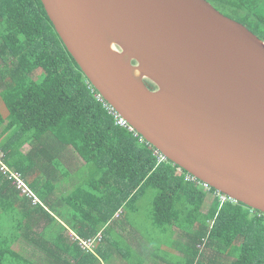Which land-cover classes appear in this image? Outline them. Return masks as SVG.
<instances>
[{"label": "trees", "instance_id": "obj_1", "mask_svg": "<svg viewBox=\"0 0 264 264\" xmlns=\"http://www.w3.org/2000/svg\"><path fill=\"white\" fill-rule=\"evenodd\" d=\"M208 1L264 41V0ZM0 61V264H120L114 254L125 247L116 230L128 223L150 244L127 248L130 264H264V213L222 202L217 190L160 163L152 145L118 126L41 0H0ZM69 145L87 154L75 177L54 165ZM149 193L151 208L141 216L138 202ZM93 239L92 252L81 240Z\"/></svg>", "mask_w": 264, "mask_h": 264}, {"label": "water", "instance_id": "obj_2", "mask_svg": "<svg viewBox=\"0 0 264 264\" xmlns=\"http://www.w3.org/2000/svg\"><path fill=\"white\" fill-rule=\"evenodd\" d=\"M41 1L86 78L145 141L264 213L262 39L208 0Z\"/></svg>", "mask_w": 264, "mask_h": 264}, {"label": "rangeland", "instance_id": "obj_3", "mask_svg": "<svg viewBox=\"0 0 264 264\" xmlns=\"http://www.w3.org/2000/svg\"><path fill=\"white\" fill-rule=\"evenodd\" d=\"M224 12L228 13L229 10H224ZM4 66H5V63L0 61V69H3ZM5 77H7V76H5ZM4 128H5V126L0 127V134L2 133V130ZM8 136H9V134L3 136V139L8 138ZM3 139H2V141H3ZM30 150H31V146L29 144L25 145L24 148L22 149V151L24 153H28ZM66 154H67V155H65L66 158L55 160L54 165L59 170V172L62 173L64 176L70 175V176L75 177V175H74L75 172L86 164L85 157L87 156V154H86V152H84L82 150V147L79 145H75V146L69 145L67 150H66ZM179 173H182V172L179 171ZM68 176H66V177H68ZM71 186H73L72 180H70L68 183H66V185L62 184V187H63L62 190L66 191V189L67 190L70 189ZM151 197H152V193H149L146 197L142 198V201H141V199L139 200L138 204L142 208L141 216H145L149 212V209L151 208V206H149V205L152 202ZM210 203H211V200H209V198H208V200L206 202V207L204 209L205 211L208 209V206ZM139 221L141 222L142 220L139 219L138 222ZM97 237L101 238V234H98Z\"/></svg>", "mask_w": 264, "mask_h": 264}, {"label": "built area", "instance_id": "obj_4", "mask_svg": "<svg viewBox=\"0 0 264 264\" xmlns=\"http://www.w3.org/2000/svg\"><path fill=\"white\" fill-rule=\"evenodd\" d=\"M94 91H96L94 89ZM96 98L101 101L104 105V107L109 111V113L114 116L115 118V121H116V124L122 128H125V129H128L129 131L135 133V136H139L141 137V140L142 141H145L143 139L142 136H140L137 131L124 119L122 118L114 108H112L105 100L104 98L97 92L96 94ZM156 150V149H155ZM156 155L158 156L159 158V162L162 163L164 161H166V158L158 151L156 150ZM2 164V163H1ZM2 170L7 173L9 172L8 168L2 164ZM11 177L13 179L16 180L17 182V185H18V188L20 190H22L24 193L30 195V196H34L32 190L28 187V185L24 182V180L21 178V176L18 174V173H11ZM189 179L196 182V183H199L200 185H202L203 187H205V189H209V185L208 184H205V183H202V182H199L196 178L194 177H190L189 176ZM218 196H220V198L222 199V202H227V201H230V202H235L234 200L230 199L229 197L225 196V195H221V193H218ZM36 201H38V199L35 197ZM77 239H80L78 236H76ZM98 239V237L96 238ZM96 239H93V240H81L83 246L85 247V249H88L90 251H92L93 247H94V244H95V241ZM93 252V251H92Z\"/></svg>", "mask_w": 264, "mask_h": 264}, {"label": "crops", "instance_id": "obj_5", "mask_svg": "<svg viewBox=\"0 0 264 264\" xmlns=\"http://www.w3.org/2000/svg\"><path fill=\"white\" fill-rule=\"evenodd\" d=\"M178 171H180V170H178ZM213 198H214V196H212V195L209 196V200L212 201ZM124 223L127 224V221H124ZM128 224L125 227V228H127V230H124V229L123 230L120 229V231L119 230H116V233L120 237L119 239L121 240V243L124 244V247H125V251L122 250V252H123L122 254L120 252L114 254V255H117V256L120 255V256H118V259L121 262L120 264H130V261H131V258H132L131 256L132 255H130L129 253H127L128 252L127 248L134 247V248H138L139 250H145L146 248H149L150 247V244L147 242V239L145 238L146 234H144L143 232H141V230L140 231L139 230L138 231L137 230H134L133 228L129 227ZM174 230H176L175 231V234L179 237L180 230L177 229V228L174 229ZM175 238L177 239V237H175ZM173 253L174 254L172 256H177L178 257V256L181 255L180 251H178V250H175ZM132 254L134 255L133 257H134V261L135 262H139L141 260V258L138 257L133 252H132ZM114 262H115V259L114 258L111 259V263L113 264ZM157 262L159 264H164V262H161L160 260H158ZM154 263L151 260L148 261V264H154Z\"/></svg>", "mask_w": 264, "mask_h": 264}, {"label": "clouds", "instance_id": "obj_6", "mask_svg": "<svg viewBox=\"0 0 264 264\" xmlns=\"http://www.w3.org/2000/svg\"><path fill=\"white\" fill-rule=\"evenodd\" d=\"M161 153V152H160ZM162 154V153H161ZM163 155V154H162ZM164 156V155H163ZM165 157V156H164ZM166 158V157H165ZM166 161H168V159L166 158ZM180 170V172H182L181 170V168L179 169ZM193 177V176H192ZM199 181V180H198ZM206 184V183H205ZM220 193V192H219ZM223 195V194H222ZM236 202V201H235Z\"/></svg>", "mask_w": 264, "mask_h": 264}]
</instances>
